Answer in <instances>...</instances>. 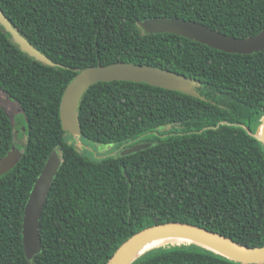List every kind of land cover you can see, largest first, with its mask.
Here are the masks:
<instances>
[{"label": "trees", "instance_id": "16d2710c", "mask_svg": "<svg viewBox=\"0 0 264 264\" xmlns=\"http://www.w3.org/2000/svg\"><path fill=\"white\" fill-rule=\"evenodd\" d=\"M0 9L52 63L31 57L0 27V91L26 120L20 158L0 175V264H106L135 233L170 222L264 246V145L255 137L264 49L225 53L140 26L178 18L249 38L264 28V0H0ZM117 62L184 75L195 94L126 81L91 85L77 109L84 138L121 146L171 125L141 151L93 160L64 139L60 101L79 70ZM15 130L0 106V159L15 147ZM52 152L61 162L39 220L41 249L27 259L23 210ZM130 264L247 263L168 244Z\"/></svg>", "mask_w": 264, "mask_h": 264}, {"label": "water", "instance_id": "95a60500", "mask_svg": "<svg viewBox=\"0 0 264 264\" xmlns=\"http://www.w3.org/2000/svg\"><path fill=\"white\" fill-rule=\"evenodd\" d=\"M140 26L149 34L171 33L225 53L251 54L264 49V28L253 37L234 38L202 24L178 18H151L141 22ZM0 27L4 33H8L13 38L21 50L42 63L52 65L41 52L17 33L1 9ZM112 81L141 83L185 94H195L193 90L195 82L192 79L149 65L117 62L107 66L81 69L67 84L61 97L59 116L62 130L65 133L72 136L81 135V128L77 119V109L83 93L97 82ZM255 137L264 145V115L261 118V125L258 127ZM148 146V144H142L124 149L120 152V156L134 154ZM19 158L20 152L17 148L13 147L5 157L0 159V175L10 170L18 162ZM60 162V157L56 152H52L49 155L24 207L22 244L27 259H31L40 252L39 220ZM164 237L189 238L201 244H181H194L240 263L264 264V246L251 248L198 226L177 222L154 225L135 233L115 251L106 264H130L137 257L147 252L145 251L140 253V255L132 257L137 249L151 240ZM176 245L180 244L177 243Z\"/></svg>", "mask_w": 264, "mask_h": 264}, {"label": "rangeland", "instance_id": "374dc122", "mask_svg": "<svg viewBox=\"0 0 264 264\" xmlns=\"http://www.w3.org/2000/svg\"><path fill=\"white\" fill-rule=\"evenodd\" d=\"M0 106L7 111L11 121L15 124V148L20 152L26 142V120L20 111L19 107L15 104L14 101L9 99L2 91H0ZM171 129V125L161 126L154 130L153 132L143 135L138 139H134L125 143L124 145L117 146L116 144H100L93 141H90L84 138L81 135L72 136L69 134L64 135V139L74 146L81 155L86 156L93 160H99L102 158H115L120 155L124 147H133L146 143L147 140L153 139L154 136H160L167 133ZM143 141V142H142Z\"/></svg>", "mask_w": 264, "mask_h": 264}, {"label": "bare ground", "instance_id": "6f19581e", "mask_svg": "<svg viewBox=\"0 0 264 264\" xmlns=\"http://www.w3.org/2000/svg\"><path fill=\"white\" fill-rule=\"evenodd\" d=\"M177 243H179V244H181V243L201 244V243H198L192 239L184 238V237H164V238H159V239H154V240L149 241L148 243H146L145 245H143L139 249H137L132 257H135L138 254L140 255V253H143V252L148 251V250L153 249V248L165 246L168 244L169 245H171V244L175 245Z\"/></svg>", "mask_w": 264, "mask_h": 264}]
</instances>
